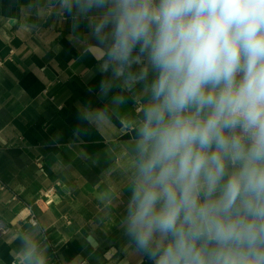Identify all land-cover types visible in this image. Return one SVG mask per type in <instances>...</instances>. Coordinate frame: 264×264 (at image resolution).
I'll use <instances>...</instances> for the list:
<instances>
[{"label": "clouds", "instance_id": "9594fccd", "mask_svg": "<svg viewBox=\"0 0 264 264\" xmlns=\"http://www.w3.org/2000/svg\"><path fill=\"white\" fill-rule=\"evenodd\" d=\"M102 97L143 85L119 230L147 264H264V0H60ZM125 103L123 95L112 97ZM83 119L110 121L103 108ZM124 129H122L123 131ZM12 256L46 264L39 241Z\"/></svg>", "mask_w": 264, "mask_h": 264}, {"label": "crops", "instance_id": "0c3cea01", "mask_svg": "<svg viewBox=\"0 0 264 264\" xmlns=\"http://www.w3.org/2000/svg\"><path fill=\"white\" fill-rule=\"evenodd\" d=\"M94 23L60 0H0V264H20L24 236L46 264H147L119 230L146 95L119 82L100 95ZM99 107L109 122L83 119Z\"/></svg>", "mask_w": 264, "mask_h": 264}, {"label": "built area", "instance_id": "2783aa9c", "mask_svg": "<svg viewBox=\"0 0 264 264\" xmlns=\"http://www.w3.org/2000/svg\"><path fill=\"white\" fill-rule=\"evenodd\" d=\"M0 64H1V61H0ZM140 108H141L140 106H137V107H136L137 110H140ZM53 190H54L53 187H49L46 191H44V194H45V195H48V194L51 193Z\"/></svg>", "mask_w": 264, "mask_h": 264}]
</instances>
